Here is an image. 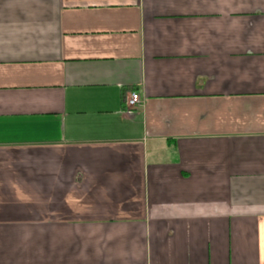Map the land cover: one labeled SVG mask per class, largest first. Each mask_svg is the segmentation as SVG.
I'll list each match as a JSON object with an SVG mask.
<instances>
[{"label":"crops","instance_id":"0c3cea01","mask_svg":"<svg viewBox=\"0 0 264 264\" xmlns=\"http://www.w3.org/2000/svg\"><path fill=\"white\" fill-rule=\"evenodd\" d=\"M0 264H264V0H0Z\"/></svg>","mask_w":264,"mask_h":264},{"label":"built area","instance_id":"2783aa9c","mask_svg":"<svg viewBox=\"0 0 264 264\" xmlns=\"http://www.w3.org/2000/svg\"><path fill=\"white\" fill-rule=\"evenodd\" d=\"M127 104L130 107H134L139 104V96L136 92L131 91L128 96Z\"/></svg>","mask_w":264,"mask_h":264}]
</instances>
